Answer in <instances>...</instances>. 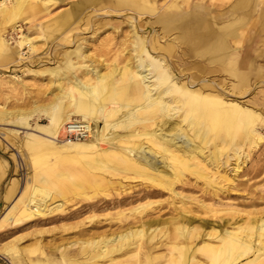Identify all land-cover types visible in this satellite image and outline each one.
Instances as JSON below:
<instances>
[{
    "label": "bare ground",
    "instance_id": "obj_1",
    "mask_svg": "<svg viewBox=\"0 0 264 264\" xmlns=\"http://www.w3.org/2000/svg\"><path fill=\"white\" fill-rule=\"evenodd\" d=\"M57 1L63 0H0V61L19 63L22 55L36 51V39L43 38L39 32L17 30V18L23 16L26 20L46 18L40 21L45 25L38 24L40 30L45 27L47 36L58 31L61 41L73 45L63 49L57 64L35 71L49 74V86L55 91L49 104L31 111H42L47 123L35 122L32 132L20 140L39 169L33 176L40 185L31 179L23 186L2 218L7 225L15 227L61 209L63 200L54 204L58 196L65 201L72 192L121 187L122 180L131 179L129 173L158 188L146 195H158L160 189L178 195L173 185L185 174L212 186L232 183L233 177L221 171L219 163L225 164L231 153L236 158L233 170L238 171L240 158L248 155L242 149L248 151L262 137L259 128L264 127L263 109L254 106H264V99L240 101L235 96L248 90L251 75L264 79V68L251 59L256 49L252 32L264 31V0H72L53 15L51 6ZM110 14H115L110 16L114 20L105 18ZM121 25L128 29L118 30ZM109 29L117 41L106 38L98 49L97 62L107 66L100 71L93 64L89 37ZM17 31L15 45L10 46L5 34L12 39ZM50 56L48 49L44 58ZM218 71L232 79L230 85L223 88L207 76ZM29 116L27 111L11 116L0 110V120L15 126H28ZM10 134L12 140L16 133ZM44 149L56 152L53 162ZM65 158L79 165L66 167ZM60 160L67 172L56 166ZM3 175L0 160V179ZM14 181L5 189L4 202L12 197ZM154 203L149 199L138 202L128 212L118 204L119 221L129 217L135 221L126 223L123 231L80 233V239L56 247L59 260L110 264L126 247L136 257L162 233L168 237L163 264H201L196 252L204 255L206 264H264V217H247L220 229L213 222L195 224L185 214L166 221L143 219ZM75 213L72 210L68 215ZM14 240L3 248L15 254L13 264H20L24 260ZM74 244L77 248L69 254ZM34 261L51 264L55 259L46 255ZM143 262L151 264L147 253ZM117 264L122 263L118 260Z\"/></svg>",
    "mask_w": 264,
    "mask_h": 264
},
{
    "label": "rangeland",
    "instance_id": "obj_2",
    "mask_svg": "<svg viewBox=\"0 0 264 264\" xmlns=\"http://www.w3.org/2000/svg\"><path fill=\"white\" fill-rule=\"evenodd\" d=\"M71 1H57L56 4L51 6V13L56 15L58 10L68 7ZM112 15L115 14H110L105 18L114 20L111 17L115 16ZM23 17L17 18V30L20 28L25 34L32 31L35 34L39 32L44 34V36L36 39V51L32 54L26 53L22 55L19 63L0 61V110L9 111L11 116H14L17 111H27L31 114L28 117V126H15L0 120V160L4 162V175L0 179V264H13L12 257L15 254L3 247H5L4 244L14 239H16L14 241L18 249L17 254L24 260L20 264H32L31 262H35L34 260L39 261L46 255H50L55 259L51 264H66L65 261L59 260V249H56V247L59 248L70 241L73 242L75 239H80V233L82 232L96 235L101 232L109 234L113 231H123L126 223H132L135 220L129 217L126 221L120 222L119 218L121 217L117 215L119 211L117 207L128 212L130 207L147 199L155 201V203L152 204L150 210L146 211L143 217L145 220L166 221L172 216L178 217L180 214H185L195 219V224H200L199 221L213 222L214 226L220 229L225 226L239 224L247 217H264V127H261L259 131L262 137L257 139L248 151L247 149H242L241 152L248 153V155L240 158L241 164L238 171L233 170L236 158L231 157V153H229L228 157L230 156V158L225 164L219 163L221 164V171H225L229 173V176L233 177L232 183L220 182L212 186L197 178L196 175L185 174L181 181H176L173 185L178 195L172 196V193L167 189H160L161 192L158 195H146V191L158 188L150 187V184L142 176L129 173L127 175L131 179L122 180L121 187L114 185L111 186L109 191L85 189L86 192L82 194L81 191L72 192L66 196L65 201L61 196H58L55 198L54 204L63 200L61 209L51 212L45 218L40 216L32 217L29 221L26 220V223L15 227L7 225V221L2 218L8 210L7 206L10 207L12 205L23 186L30 184L31 179H35L32 184L40 185L37 182L38 178L33 176V173H38L39 169L32 164L30 159L31 152L26 147L21 146L20 140L28 132H32L31 127L34 126L35 122L47 123V118L42 111H31L34 107L49 104L52 99V93L55 91H53V86H49L47 79L49 74L35 71L41 66L49 67L55 65V63L57 64L61 59L63 49L73 48L72 44L66 45L59 39L60 34L58 31L54 30L50 36H47L43 32L45 27L40 30L38 24L45 25V23L40 21H45L46 18L26 20ZM4 26L6 30L8 23ZM157 27L158 25L154 26V30H158ZM50 28L52 29V27ZM121 29L125 32L128 27L127 25H121L118 30ZM149 29L150 27L146 28V30ZM111 31L112 29L101 32L95 38L90 33L89 46L92 51L91 56L94 58L93 64L100 71H106L107 66L97 62L98 49L106 38L114 37ZM83 33L89 35L87 31ZM252 33V37L256 38L253 44V48L256 49L253 52L251 51V59L255 62V65L260 64L259 66L264 68V31L256 29ZM18 34V31L13 33L11 35L12 39L6 37L5 34L10 46L15 45L14 40L17 39ZM112 41L117 40L113 38ZM62 45L66 46L63 47ZM48 49L51 56L44 58ZM9 68L10 71L6 72ZM255 71L256 69L253 70V72ZM225 75L222 72L207 73V76L213 77L216 82L222 84L223 88L225 84L230 85L232 80L225 77ZM250 81L248 90L246 89L247 91L243 95L235 96L240 101L258 100L262 102L264 99V79L260 78L259 74H256L251 75ZM218 88L221 89L220 87ZM235 90L238 91L237 89ZM231 95L234 96L233 94ZM254 106L263 109L264 113L262 103H255ZM12 132H15L18 138L15 136L11 140L10 133ZM44 152H49L48 161L53 162L56 152L51 153L52 151L46 149H44ZM65 159L69 161L64 163L66 167L76 169L79 165L75 159ZM221 159L225 161L224 157H221ZM61 161L60 163L56 161V166L58 169L67 172ZM122 177V175L115 176L113 179ZM12 181L15 182H13L14 192L9 202L6 201V204L3 194ZM108 193L109 195H107ZM90 202L91 204L89 205ZM118 204L122 206H117ZM203 204L211 205L215 210L204 208ZM72 210L76 211V213L68 215ZM87 216L91 218H87ZM170 226L172 225H168L167 228L170 229ZM200 229L206 230V227L201 226ZM167 241L168 237L165 234H158L146 244V247L136 257L132 255L131 248L126 247L123 253L114 255L117 261L110 264H117L118 260L122 264H135L136 261L144 264L145 253L148 254L151 264H163L165 256L168 254V246L165 244L168 243ZM76 248L77 245H72L68 253L74 252ZM174 253L176 254V251ZM195 256L201 264L207 263L201 252H196ZM40 264L48 263L40 262Z\"/></svg>",
    "mask_w": 264,
    "mask_h": 264
},
{
    "label": "built area",
    "instance_id": "obj_3",
    "mask_svg": "<svg viewBox=\"0 0 264 264\" xmlns=\"http://www.w3.org/2000/svg\"><path fill=\"white\" fill-rule=\"evenodd\" d=\"M65 135H66L67 137H74V135L70 136V135H68V134H66V133H65Z\"/></svg>",
    "mask_w": 264,
    "mask_h": 264
}]
</instances>
